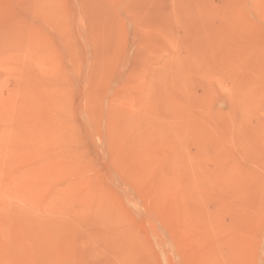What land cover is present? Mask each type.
<instances>
[{
    "label": "rangeland",
    "instance_id": "obj_1",
    "mask_svg": "<svg viewBox=\"0 0 264 264\" xmlns=\"http://www.w3.org/2000/svg\"><path fill=\"white\" fill-rule=\"evenodd\" d=\"M0 264H264V0H0Z\"/></svg>",
    "mask_w": 264,
    "mask_h": 264
}]
</instances>
